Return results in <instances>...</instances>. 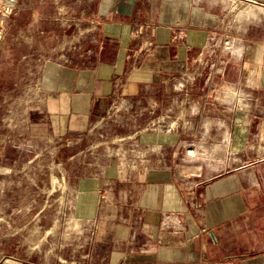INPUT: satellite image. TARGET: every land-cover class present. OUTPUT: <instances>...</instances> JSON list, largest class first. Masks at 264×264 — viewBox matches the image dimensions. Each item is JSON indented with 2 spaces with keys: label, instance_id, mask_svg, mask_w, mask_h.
<instances>
[{
  "label": "crops",
  "instance_id": "crops-1",
  "mask_svg": "<svg viewBox=\"0 0 264 264\" xmlns=\"http://www.w3.org/2000/svg\"><path fill=\"white\" fill-rule=\"evenodd\" d=\"M224 1L18 0L11 14L0 157L97 130L126 148L75 178L96 264H264V0Z\"/></svg>",
  "mask_w": 264,
  "mask_h": 264
},
{
  "label": "rangeland",
  "instance_id": "rangeland-1",
  "mask_svg": "<svg viewBox=\"0 0 264 264\" xmlns=\"http://www.w3.org/2000/svg\"><path fill=\"white\" fill-rule=\"evenodd\" d=\"M225 11L233 18L234 12ZM5 23L6 30L17 28L12 16ZM116 123L119 130L125 128L124 117ZM109 137L97 130L82 137L8 144L0 157V264H96L95 226L75 215L74 187L90 163L125 155L122 142ZM194 164L184 163L185 174L197 172Z\"/></svg>",
  "mask_w": 264,
  "mask_h": 264
},
{
  "label": "built area",
  "instance_id": "built-area-1",
  "mask_svg": "<svg viewBox=\"0 0 264 264\" xmlns=\"http://www.w3.org/2000/svg\"><path fill=\"white\" fill-rule=\"evenodd\" d=\"M18 0H0V40L6 32L5 20L14 12Z\"/></svg>",
  "mask_w": 264,
  "mask_h": 264
}]
</instances>
